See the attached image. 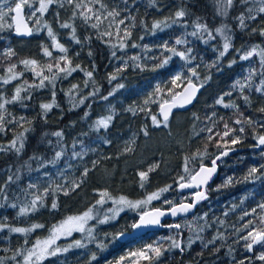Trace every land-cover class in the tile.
<instances>
[{"label": "trees", "instance_id": "1", "mask_svg": "<svg viewBox=\"0 0 264 264\" xmlns=\"http://www.w3.org/2000/svg\"><path fill=\"white\" fill-rule=\"evenodd\" d=\"M112 2L113 0H108L110 5ZM182 2L188 9L189 15L186 19L189 21L190 25L197 17H201L202 22H207L208 25L213 28L219 27L221 23H225L231 29L234 48H240L242 45L255 44H260L264 47V37L258 34L249 35L251 28H258L260 25L264 24V14L258 15L256 21H247L249 28L243 31L237 27V21L233 19V17L238 15L241 11H246V7H253L255 9L257 6L255 4L250 3L247 6H240L239 0H237V5L230 11L229 16L227 18H222L216 15L213 0H157L156 7H149L148 0H135L134 4L132 0H129V8L132 14L137 16V27L133 29V37L144 36V39L139 41L138 44L148 45L153 51L146 53L143 51V48L129 47L127 49V55L139 54L142 59L148 56H159L160 51L155 47L156 45L161 44L165 40H168L171 44L175 38L181 36L184 29L180 26L174 25L163 32L158 31L155 35H152L149 32H145L144 28L139 25V21L143 19L150 28L154 20H162L168 17L174 13ZM55 11V7L50 9L48 18L53 23L61 40L65 42V46L69 48V56L72 58L73 65L80 64L85 70L90 71L92 70V63L94 61L96 71L93 73V76L96 83L93 85L89 82L88 86L85 87L84 81L88 78L81 71L73 73L67 79L58 80L55 87V99L59 107H53V109L48 112L46 120L41 118V109L39 106L41 103H50L52 101L53 89L51 86L39 90H32L30 93L31 99L24 101L27 107H22L20 103L8 105V110L13 116L17 118L25 116L29 120H32L33 124L31 127L34 128V131L27 134L28 139L25 148L19 156L13 153H0V183H3V181L7 179V175L9 174L7 169H9V167L13 173L17 168H20L21 179L16 184H12L9 189V198L12 202H16V196H19L20 201L29 200L30 196L25 197L20 192V189L25 188L29 182L37 183L38 181L37 184L39 185L37 189H30V192H35L36 194L43 193V189L48 187L49 183H51L43 176L45 171L51 174L54 184H63L66 188H70L72 181L79 183L80 186L76 188L75 191H69L67 195H64L63 192H57L45 196L44 201L48 203L47 227L49 230L58 222L82 210L79 208L74 198L78 197L84 189L91 194H95V190L99 189L98 184L93 178V174L100 164L99 151L105 149L110 154H113V157H108L105 162L108 167H113V165H115L114 162H111L112 160H116L117 162L115 163L121 165L126 159L123 157L121 151L122 141L128 138L131 133L138 134L141 138L146 136L144 133L147 128H151L152 114L157 115L160 119L158 114L159 105L157 103L141 111L139 110V104L143 105L144 100L141 101L137 98L133 101L130 98L137 95L142 88L155 89V83L160 84L163 90L161 94L165 97L170 96L171 93H169V89H171L173 93H179L185 87L186 82L181 87L175 86L171 83L172 76L179 69L187 74V68L183 67V61L178 57H174L168 66L158 69L155 72L148 70L139 71L129 68L123 73V79L119 81L125 84V88L119 90L115 95L109 96L107 100H104L101 97L107 96L116 83L113 82V85H110L106 79L107 74L112 72L116 66L115 61L109 63V49L99 40L93 38L91 42L93 57L90 58L88 56V47H84L83 51H81L79 45L72 43L68 39L69 30H67L68 34H65L64 30L66 29L59 28L54 16ZM70 15V10H60L61 21L65 19L68 20ZM30 26L33 25L30 24ZM187 30L190 32L193 29L189 26ZM77 34L81 38L86 35L84 30L79 26L77 27ZM0 37H2L0 38V52L10 45L17 53V56L11 59L12 63L18 64L16 71H23V66L19 65V60L21 59L35 58L42 63L48 60V58L44 57L42 54L41 45L47 42L42 36L21 39L16 37L14 32L5 31L0 33ZM188 39L192 41V44L189 46L194 47L195 54L197 55V60L194 61L193 64L200 65L197 69L200 79L204 80L206 76H210L211 78L203 85V92L199 102L191 110L177 112L172 117L175 118L178 115L187 117L186 131L189 137L187 138L186 147L184 150H179L177 148L173 150L178 160V166H176L169 177H161L158 169L149 172L144 188H140V181L137 180L138 172H148V169L152 166L142 165L137 167V169L133 171V176L135 175L136 178V186L133 188V193L130 196L131 200L137 199L152 189L164 188L168 185H172L171 190L164 193L162 199L166 198L176 203L182 200L185 202L192 201L193 194L180 192L177 185L174 183L180 175H186L184 173L185 157H192L198 151L204 152L205 145L207 144L208 155L203 158V163L205 165H211V160L219 155L220 151L224 150H218L213 142H208L206 137L209 133L206 130L201 131V129L212 126L211 121L206 119V117L211 116L213 112L217 114L216 119L221 116L225 118L233 116L234 110L225 109L222 106L216 105V99L222 94L230 91L233 82L237 78H242L250 66L258 67L257 57L250 61H237V63L233 64L231 67L228 66L230 61H228V59L226 60L224 57L220 63L219 71L216 68H207L204 65L211 64L212 61L216 59V53L213 51V47L219 46L221 38L217 36L216 40L210 41L207 45L192 37H188ZM28 40H30L32 44L26 49L18 50L14 48L17 41L25 42ZM177 47L182 48L183 46ZM77 51L80 52L78 57L75 56ZM234 51V49H230L229 52L232 54ZM117 54L121 55L122 53L118 52ZM236 57H238V55ZM145 62L148 64L149 68L156 63V61L150 59L145 60ZM8 63L9 61L0 57V75H5L4 70ZM23 80H27L31 83L33 80L32 73L30 71L25 72L20 80L14 81L13 89L12 87L9 88V92L5 95L10 98L14 94V87L22 83ZM258 82L259 78L257 77L254 83ZM196 83L199 84L197 81ZM72 84H77L80 88L79 93H73L77 100L80 99L81 96L88 97L83 104L76 108L71 107L68 96L66 95ZM96 88L99 89V92L94 96H90L89 93L95 91ZM211 88L212 92L210 91L209 93L208 90ZM207 93H209L208 97H206ZM161 94H157L155 98L159 100ZM248 94L252 100V106L245 112V115H253L259 119H264V114L256 111L259 107L264 105V98H261L254 90ZM201 99H204V101L201 102ZM229 100H236L243 108V101L238 98V93L233 92L232 97H225L226 102ZM129 106H133L132 112H126ZM85 113H88L87 117H85ZM108 115H112L113 117L108 128H101L99 132L94 131L92 128L93 122L99 117H106ZM195 117H199V119ZM229 122L231 123V121ZM9 127L11 128L12 126L10 125ZM24 127H29V125L24 124ZM221 129L222 123L214 128V132L220 131ZM22 130L23 129L20 127L15 128L16 132ZM60 130L64 133L62 143L66 150V155L61 161L56 166L49 164L46 168L40 167V160L29 161V158L34 154L40 156L43 161L50 160L54 155V149L48 146L46 142L41 143V137L44 133H52ZM251 132L252 129L246 127V133L241 142L236 145H228L229 148L234 149L232 151H242L236 152L218 162L219 175L215 182L207 189V199L200 202L194 216L177 222H166L167 225L162 231L149 233L141 239L121 242L120 238L113 239V236L121 230H123L125 234L131 232L132 228L130 225L138 218L136 211L126 210L115 221L103 225L94 223L92 229L95 239L88 242L85 238L83 243L86 247L70 250L63 256L64 261H62V264H108L109 261L115 264L120 257H126L124 264H130V261L134 258L129 257L127 252H135L144 248L145 245L156 244L157 242L162 244L163 251V249H168L171 244V241L167 239V237L170 236L182 240L185 250L183 252L179 249L163 251V254L152 261V264H239L241 260H244L245 264H264V261L255 259L256 255L260 252H264V248L257 246L254 249V254L251 255L250 252L246 251L244 248V241L239 239V237L245 235L246 232H237L238 229L243 227L247 220L256 219L254 216L244 217V212H251V208H256L260 202H264V180H243V177L247 175L250 167L264 164V157H261L260 150L252 147L254 141L251 138ZM84 133H87V135H83ZM101 137L109 140L111 142L110 145L107 146L104 144L100 139ZM12 138V131H9L7 135L0 134V143H7ZM47 139L52 140L53 145H55L57 138L48 136L46 137V140ZM74 141H76L75 151L80 152L82 150L80 141H83V147L88 149L82 158H71ZM98 144H102V148H99ZM55 150H59V148H55ZM25 161L31 163L34 169L33 171H28V168L24 166ZM93 161L96 162L95 167H93ZM200 163L201 160L197 157L195 160L189 162L188 167L195 171L198 170ZM68 164L72 165L70 170H68L71 175L67 173L63 176L58 175V171L64 170ZM85 167L90 169V171L86 177H82L81 173ZM37 168H39V171H35ZM230 177L233 178V182L226 186H222L225 185V181ZM13 193H15V195H13ZM53 199L56 200L59 206L58 209L51 208ZM69 205L72 207H68ZM152 207L167 209L169 206L162 204V200H157L149 206V208ZM17 211L18 209H11L8 207L1 208L0 216L7 217V222L14 227H27L34 220L42 222L40 213L31 220L27 216L18 217L16 215ZM259 212L260 210L257 209V216ZM241 217L244 218L241 219ZM221 221L223 223H221ZM175 223L181 224V229L177 230L168 227V225ZM189 223H191L193 229H198L200 227L204 228L202 232H199L202 239L196 240L191 247L187 246L188 238H195L196 232L185 226ZM178 231L180 233L179 235H177ZM220 234H223V240H217L215 244H210L207 248L203 247V243ZM79 236L78 234L76 235V237ZM25 239L9 233H5L2 236L0 235V256H12L16 249L22 246H29V241L27 245L24 244ZM100 244L105 245V247H98ZM216 248H219L220 251L216 252ZM229 248L232 249L231 252H229ZM4 249H9V251L6 252ZM201 252L203 254L198 255V253ZM93 253L96 255L95 260L91 259ZM248 257H251V261L246 259ZM59 262L60 256L57 255L53 259H50L47 264H59ZM139 264H149V262L141 260Z\"/></svg>", "mask_w": 264, "mask_h": 264}, {"label": "snow or ice", "instance_id": "2", "mask_svg": "<svg viewBox=\"0 0 264 264\" xmlns=\"http://www.w3.org/2000/svg\"><path fill=\"white\" fill-rule=\"evenodd\" d=\"M133 4L135 0H132ZM215 5V13L217 16L222 18H227L230 11L237 5V0H213ZM257 5L255 9L253 7H246V11H241L238 15H235L233 19L237 21V27L241 31L248 29L249 25L247 21H256L258 15L264 14V0H239L240 6H247L249 4ZM149 7H156L157 0H148ZM56 8L54 16L56 22L60 29L69 30L68 39L80 46L81 51L84 47H88V56L93 57V51L91 49V42L93 38L99 40L103 45L107 46L109 49V63L113 61L116 62L114 70L107 74L106 79L110 85L116 82L111 91H109L107 96L101 97L107 100L109 96L115 95L119 90L125 88V84L119 82L123 79V73H125L129 68L139 71H157L158 69L165 68L173 60L174 57H178L183 61V67L187 68V74L183 71L177 72L172 76L171 83L176 84L177 81L182 83L186 82V86L182 93H173L169 89L170 96L165 97L162 95V89L160 84H157L154 91L149 93L148 96L143 101V107L141 111L152 103H157L159 105V115L162 116L163 120L157 119V115L152 114L151 119L154 125L159 126L162 122L165 127H167V122L171 110L177 106L183 107L186 104L192 102L196 93L199 91V87L203 85L210 79V76H206L204 80L200 79L197 69L200 67L199 64H193L197 60V55L195 54L194 47L189 46L192 41L188 37H192L195 40H199L203 44H208L210 41L216 40L217 36L221 38V43L219 46H214L213 51L216 53V59L212 61L211 64H205L207 68H216L220 70V63L223 58L229 53L230 49H234L239 55L240 61H250L253 56L258 58V67L250 66L245 75L242 78H237L231 85V90L222 94L215 101L216 105L222 106L225 109H233L232 117H219L216 119V112H213L211 116H207L206 119L211 121L212 126L206 129H201V131H207L209 135L206 137L208 142H213L218 150L219 155L215 156L211 160V167L206 166L203 163V158L208 155L207 144L205 145L204 152H197L192 157H185L184 173L186 175H180L174 183L177 185L179 190L188 189H201L203 186L207 185L208 181L212 178L213 174L216 172V161L221 158V156L227 155L228 151L234 149L229 148L228 145H236L241 142L244 134L246 133V127L252 129L251 138L254 141L252 147L254 149L260 150L261 157H264V119H259L253 115H245L252 106V100L248 93L253 90L255 93L259 94L261 98H264V47L260 44L251 45L249 47L241 46L240 48H234L233 37L231 35V29L225 23H221L219 27H210L207 22H202L201 17H197L195 20L189 24L186 17L189 15L187 7L181 3L174 13L165 17L162 20H154L149 28L143 19L139 21V25L144 28L145 32H149L155 35L158 31L163 32L166 29L173 27L174 25L180 26L184 29L181 36L174 39L173 43H169L168 40L163 41L161 44L155 47L159 49V56H148L142 59L141 55H127V49L131 48H143V51L148 53L152 52L153 49L148 45H139L133 40V29L137 27V16L132 14L129 8V0H113L112 4L108 3V0H0V33L5 31H12L16 35L21 36H31L33 34H39L40 32H46L49 38V44H42V54L47 57L48 60L45 62L38 61L35 58H24L19 60V65L23 66V71H16L18 64L12 63L11 59L17 56L16 51L9 45L2 52H0V57L9 61L7 67L5 68V75H0V134L7 135L9 131L13 132V138L7 143H0V153L8 154L13 153L19 156L24 148L26 141L28 139L27 134L34 131L31 127L33 124L32 120H29L25 116H20L19 118L12 115L8 110V105L20 103L22 107H27L24 103L25 100L31 99V91L39 90L51 86L52 91V101L50 103H41V118L46 120L47 114L53 109V107H59L56 103V92L55 87L58 80L67 79L73 73L81 71L88 78L84 81V86L87 87L89 82L95 85L96 81L94 79L93 73L96 71V65L93 61L92 70H85L80 64L73 65L72 58L69 56V48L65 44L61 43L58 39L57 32L54 31L53 27L44 20V17L49 13L50 9ZM27 10V11H26ZM60 10H70L71 15L68 20L61 21ZM79 22V23H77ZM32 24V27H29ZM84 30L86 35L81 38L77 34V27ZM189 26L192 27V31H188ZM258 34L264 37V24L260 25L258 28L253 27L250 29L249 35ZM2 38V37H0ZM140 40L144 39V36L139 37ZM177 46H183L178 48ZM51 49V50H50ZM58 52L59 55L54 56L53 53ZM122 53L118 55L117 53ZM80 52L77 51L75 56H79ZM150 59L156 61L150 68L145 60ZM202 60V57H201ZM237 63V60L233 58L229 62V67ZM30 71L33 76V80L30 83L27 80H23L22 83L17 84L14 89V94L9 98L5 95L3 86L9 85L13 81L20 80L24 73ZM259 78L258 83H254L256 78ZM199 82V85L194 82ZM80 88L77 84H72L68 89L66 95L68 96L69 102L72 108H76L83 104L87 96H81L80 99H76L73 93H79ZM99 89L96 88L95 91L89 93L90 96L96 95ZM233 92L238 93V98L243 101V108L236 100L225 101V97H232ZM157 94L160 95V99L157 100L155 97ZM133 111L132 108L128 109ZM257 112L264 114V105L259 107ZM88 113H85V117ZM112 115L102 117L94 122L92 128L94 131L99 132L101 128L107 129L110 122L112 121ZM199 119V117H195ZM231 121V123L229 122ZM222 123V129L220 131H215L214 128ZM24 124H28L29 127H24ZM12 126L11 128L9 126ZM238 126V127H235ZM20 127L23 130L16 132L15 128ZM145 135L147 131L145 130ZM83 135H87L84 133ZM48 136L56 137V143L53 145L52 140L47 139ZM64 139V133L62 130L55 131L52 133H44L41 137V143H47L48 146L54 149V155L50 160L43 161L40 156L33 155L29 158L31 160H40L41 168H46L47 165L51 164L56 166L61 159L66 155L65 147L62 143ZM104 144L111 143L109 140L100 138ZM82 150L80 152L75 151L76 141L73 142L71 153V158H82L86 154L88 149L83 147V141H80ZM59 148V150H55ZM94 150V149H93ZM130 150V149H126ZM197 157L200 158L201 163L198 170L193 171L188 167L191 160H195ZM29 161H25V165L28 171L31 172L34 169ZM96 162L93 161V167H95ZM72 165L68 164L67 167L70 168ZM154 167H150L148 172L140 171L138 176L140 178V187L143 188L148 178V173L154 170ZM8 175L7 179L0 183V208H11L18 209L16 215L27 216L28 214L35 212L39 207L44 206V199L46 195L55 194L57 192H63L67 195L69 191H75L80 185L76 181L71 182V187L66 188L63 184H58L52 182V176L50 173L45 171L43 176L48 179V187L43 189V193L36 194L35 192H30V189H37L39 185L34 182H29L27 186L20 189V192L25 196H32L31 200L20 201L19 196H16V202H12L9 198V189L12 184H16L20 179V168H17L13 173L11 168L7 169ZM39 171V168L35 169ZM90 169L84 168L81 173L82 177H86ZM60 176L64 175L63 171H58ZM244 181H260L264 180V164L259 166H252L249 168L246 176L243 177ZM233 182V178H228L225 181V185ZM54 184V186H53ZM172 185H168L161 188L155 192L148 193L141 200L132 201L125 196H120L118 198H113L112 195L107 191L99 192V199L96 204L85 211L82 215L69 216L65 220L61 221L59 225L54 226L50 235L43 240L37 239L31 247H21L16 249L11 257L0 256V264H6V260L10 259L14 264H42V262L48 257L57 256L61 252H67L71 248H83L86 245L83 240H74L67 247L61 248L56 245V241L61 237L71 236L73 232L87 233V239L89 242L95 239L93 235V229L91 227H86L88 221L95 219L96 223L99 225L107 224L112 221L117 220L122 212L126 210H133L137 212V219H135L130 227L133 230H138L143 227L157 226L160 225V218L165 215H171L173 217L186 214L195 208L196 204L201 200L207 199L204 191H196L193 193V199L191 203L180 201L176 203L172 200L166 198L162 199L164 193L171 190ZM15 195V193H13ZM162 200V204L168 205L167 209L162 207H152L148 208L153 201ZM111 201L112 207L108 208L103 213V217L100 218L99 208H102L106 203ZM99 206V208L97 207ZM58 207L56 200L53 199L51 208L56 209ZM257 209L260 210L257 216ZM207 215V214H205ZM254 216L256 219H249L244 223L241 229L237 232H246L245 235L240 236L239 239L244 241V248L248 252H254L256 246L264 248V202H260L256 208H253L251 212L245 211L244 217ZM244 217H241L243 219ZM221 223H223L221 221ZM189 227L190 230L196 232L195 238H188V247H191L196 240H201L202 237L199 232L204 230L203 227L198 229H193L191 223L185 225ZM43 227V225L34 224L31 228L14 227L7 222V217L0 218V232L7 231L8 233H16L21 235H27L36 228ZM169 228H175L177 230L181 229L182 225L179 223L168 225ZM179 231L177 235H179ZM125 235L123 230L119 231L113 236V239H118ZM171 241L168 249H163V251H168L170 249H179L183 252L184 246L183 241L177 239L176 237H167ZM223 234L214 236L211 240L203 243V247L207 248L210 244H215L217 240H223ZM29 242L25 239L24 244L27 245ZM55 246V247H54ZM100 248H104L105 245H98ZM4 251H9V249H4ZM162 244L157 242L156 244L145 245L144 248L137 250L135 252H130L129 257H132L130 264H139V261H148L152 264V261L159 258L162 254ZM216 252L220 249L216 248ZM232 249L229 248V252ZM203 253H198L202 255ZM19 258V259H18ZM92 260L96 259L95 253L92 254ZM126 257H120L115 264H124ZM251 261V257L246 258ZM256 260L264 261V252H260L255 256ZM108 264H113L109 261ZM239 264H245L244 260H241Z\"/></svg>", "mask_w": 264, "mask_h": 264}, {"label": "rangeland", "instance_id": "3", "mask_svg": "<svg viewBox=\"0 0 264 264\" xmlns=\"http://www.w3.org/2000/svg\"><path fill=\"white\" fill-rule=\"evenodd\" d=\"M48 14L44 17V20H46L53 27L54 31L57 32L54 28L53 23L48 18ZM66 20L67 19H65L63 21H66ZM30 27H32V26H30ZM64 33L68 34L67 30H64ZM57 34H58V32H57ZM34 36H37V37L42 36L45 40H47L46 44L50 43L46 32H40L39 34H33L32 37H34ZM68 36H69V34H68ZM58 39L60 40L61 43L65 44V42L61 40V37L59 34H58ZM133 40H135V42L137 44L139 43V41H141L138 36L133 37ZM31 44H32V42H30V40L25 41V42L17 41L14 45V48L18 49V50H22V49H26L27 47L31 46ZM249 46H251V45H245V47H249ZM53 55L57 56V55H59V53L54 52ZM237 55L238 54L235 51L232 54H231V52H229L225 56V58H226V60L228 59V61H231L233 58H235L239 62H244V61H240L239 55H238V57H236ZM255 57L256 56H253V58H255ZM181 71L182 70L179 69L173 75H175L177 72H181ZM194 82H196V81H194ZM157 84L158 83H155L154 86H156ZM184 84L185 83L177 81V83L174 85L181 87ZM13 86H14V81L12 83H10L9 85L3 86V90H4L5 94L9 92V90H10L9 88L12 87V89H13ZM14 89H15V87H14ZM153 91H154V88L153 89L152 88H142L137 93V95H135L134 97L132 96L130 99H132L134 101L135 99L138 98L139 100L143 101L148 96V94L152 93ZM210 91L212 92V88L210 90H208L209 93H210ZM209 93H207L206 97H208ZM203 101H204V99H201V102H203ZM152 104H154V103H152ZM152 104H149L146 108H149L150 106H152ZM141 107H143V105L139 104V110L141 109ZM129 108L133 109V106H129ZM126 112H132V111H129L127 109ZM158 112H159V110H158ZM100 118H102V117H99L98 119H100ZM98 119H96V120H98ZM157 119H159V118L157 117ZM159 120L162 121L161 118ZM94 122H93V124H94ZM186 124H187V117L183 116V115H178L177 117L169 120L167 122V127L164 126L163 122L159 126H156L153 124L152 119H151V128L150 129L147 128L146 131L148 134L146 136L141 138L140 135L135 134V133H131V135L128 138H125L122 141L121 151L123 153V157H125L126 159L123 161V163L121 165L115 163V162H117L116 160H112L111 162H114L115 165H113V167H108L105 164V162L107 161L108 157H113V154H110L105 149L99 151L100 164H99V166H97L96 171L93 174V178L96 181V183L98 184L99 189L95 190V194H91V193L87 192L86 189H84L83 192H81L78 197L74 198V200L77 202L79 208H81L82 210L79 211L78 213L74 214V215H71V216L82 215L85 211H87L89 208H91L93 205H95L96 201L99 199V192L104 191V190H107L112 195L113 198L125 196L126 198L131 200L130 196L133 193V188H135V186H136V178H135V175L133 176V174H134L133 171L136 170L137 167H139V166H142V165H147V166L150 165L152 167L155 166L154 169H158L160 171L161 177L162 176L163 177H169L170 174L175 170L176 166H178L177 165L178 160H177L176 156L174 155V151H173L174 148H177L179 150H184L186 147L187 138L189 137L188 132L186 131V128H187ZM152 128H154V129H152ZM106 145L109 146L110 143L106 144ZM98 147L102 148V144H98ZM126 149H130V150H126ZM68 170H70V168L66 167L62 171L64 172V174L67 173L68 175H71ZM137 180L140 181L139 176H137ZM37 183H38V181H37ZM159 189H161V187L157 188V189H152L151 191L147 192L146 194L155 192ZM146 194H144V195H142V196H140L137 199L132 200V201L141 200L145 197ZM153 202H155V201H153ZM149 206L150 205H148L147 207L149 208ZM68 207H72V206L69 205ZM97 207L99 208V206H97ZM110 207H112L111 201L106 203L102 208H99L100 218L103 217L104 211H106ZM0 212H1V208H0ZM0 218H3V217L0 216ZM60 222H58L54 226L59 225ZM94 223H96L95 219L90 220V221H88V224L86 225V227L93 228ZM23 228H31V227H23ZM36 229H34L32 232L28 233L26 236L21 235V234H16V233H11V235H16V236H19L23 239L26 238L29 242H32L27 247H31L32 244L37 239H40V240L46 239L50 235V231L52 228L49 230L46 237H41V236L39 237ZM5 233H8V232L7 231L0 232V235L2 236ZM34 234H36V236H34ZM77 234L80 236L76 237ZM86 237H87V233L82 234L79 232H73L71 236H68V237L61 236L56 241L55 246H59L61 248H64V247H67L74 240H78V239L84 240ZM31 238H32V240H31ZM86 240L89 242V240L87 238H86ZM72 249H74V248L69 249V251ZM69 251L61 252L58 254L60 256L59 264H62V261H64L63 256L65 254H67ZM129 253L127 252V254H129ZM7 257H11V256H7ZM54 257L46 258L42 262V264H47V262L50 259H53ZM6 264H14V262L12 260L8 259V260H6Z\"/></svg>", "mask_w": 264, "mask_h": 264}, {"label": "water", "instance_id": "4", "mask_svg": "<svg viewBox=\"0 0 264 264\" xmlns=\"http://www.w3.org/2000/svg\"><path fill=\"white\" fill-rule=\"evenodd\" d=\"M29 27H30V25H29ZM15 36L18 37V38H21V39H27V38L31 37L32 35H31V36H26V35H25V36H21V35H16V34H15ZM183 90H184V88H183ZM183 90L180 91L179 93H182ZM202 91H203V87H199V91L196 93V95H195V97L193 98V100H192L191 103L186 104V105H184L183 107L177 106V107L173 108V109L171 110V113L169 114L168 121H169V120L172 118V116H173L175 113H177V112H186V111L191 110V109H192V108L198 103V101H199V99H200V96H201V94H202ZM158 114H159V112H158ZM159 117L163 120V118H162L161 115H159ZM236 152H238V151H234V152L228 153L227 155L221 156V158H220L219 160L216 161V172L213 174L212 178L208 181L207 185H205V186H203V187L201 188L202 191L205 192L207 186L210 185V184L214 181V179L218 176V173H219V167H218V164H217V163H218L219 161H221V160L227 158L228 156L235 154ZM208 167H211V166H208ZM194 190H196V189H195V188H192V189H188V188H186V189H184V190H182V191L180 190V192H182V193H189V192H192V191H194ZM188 203H191V202H188ZM198 204H199V203L196 204V206H195L194 209H192L190 212H188V213H186V214H180V215H177V216H175V217H173V216H171V215H165V216L161 217V218H160V221H161L160 225H157V226H149V227H143V228H140V229H138V230H133V229H132L131 232L126 233L124 236L120 237V240H121V242H127V241H129V240H137V239H141V238H143L144 236L148 235L149 233L160 232V231H162V230L165 228V223H166V222H170V221H178V220L185 219V218H189V217L195 215V213H196V211H197ZM256 247H257V246H256ZM256 247H255V248H256ZM250 254L253 255L254 252H250Z\"/></svg>", "mask_w": 264, "mask_h": 264}, {"label": "flooded vegetation", "instance_id": "5", "mask_svg": "<svg viewBox=\"0 0 264 264\" xmlns=\"http://www.w3.org/2000/svg\"><path fill=\"white\" fill-rule=\"evenodd\" d=\"M235 151H242V150H235ZM232 152H234V151H232ZM228 153H231L230 151L228 152ZM231 156V155H230ZM229 157V156H228ZM218 164V163H217ZM206 166H211V165H206ZM218 167H219V165H218ZM218 175H219V173H218ZM218 177V176H217ZM217 177L214 179V181L210 184V185H208L207 186V188H206V190H205V194H206V191H207V189L215 182V180L217 179ZM196 191H202V189H196V190H194V191H192V192H189V194L190 193H194V192H196ZM186 194V193H185ZM32 199V196H30V198H29V200H31ZM202 201V200H201ZM200 201V202H201ZM186 202H189V201H186ZM192 202V201H191ZM200 202H199V204H200ZM198 204V205H199ZM59 208V206L57 207V209ZM254 208V207H253ZM253 208H251V209H253ZM41 214V217H42V222H40V221H32L31 223H30V225L29 226H27V227H31L32 225H34V224H39V225H43V227H40V228H37L36 229V231H37V233H38V236L40 237H46L47 236V234H48V232H49V229H48V227H47V221H48V203L46 202V201H44V206L43 207H39L38 208V210L37 211H35V212H32V213H30V214H28L27 215V217L28 218H30L31 220L33 219V218H35L38 214ZM182 220V219H181ZM179 221V220H178ZM171 222H177V221H171ZM167 224L165 223V226H166ZM34 236H36V234H34ZM31 240H32V238H31ZM32 242H30V244H31Z\"/></svg>", "mask_w": 264, "mask_h": 264}, {"label": "bare ground", "instance_id": "6", "mask_svg": "<svg viewBox=\"0 0 264 264\" xmlns=\"http://www.w3.org/2000/svg\"><path fill=\"white\" fill-rule=\"evenodd\" d=\"M32 37V36H31ZM30 38V37H29ZM94 47V46H93Z\"/></svg>", "mask_w": 264, "mask_h": 264}]
</instances>
